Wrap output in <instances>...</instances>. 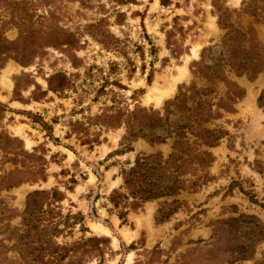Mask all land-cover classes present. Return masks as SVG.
I'll use <instances>...</instances> for the list:
<instances>
[{"label":"rangeland","instance_id":"374dc122","mask_svg":"<svg viewBox=\"0 0 264 264\" xmlns=\"http://www.w3.org/2000/svg\"><path fill=\"white\" fill-rule=\"evenodd\" d=\"M245 1L251 3H221L236 11L232 15L236 26L245 30L253 26L264 43V22L257 23L243 12ZM22 32L24 44L12 46V50L21 51L51 33L54 38L30 66L10 59L0 70V103L8 108L0 114V135L18 138L25 150L44 157L47 179L0 191V200L11 210L9 218L0 220V245L14 244L6 238L10 231L21 228L27 197L35 190H58L65 199L52 208L63 216L81 213L85 217L82 226L65 228L61 224L65 230L55 239L58 244L72 245L91 237L109 239V244L101 246L102 252L87 247L72 254L65 264H145L146 252L156 246L167 264H205L211 254L205 243L189 241L210 240L213 221L245 213L264 223V209L251 203L239 188L227 193L236 181L264 203V175L253 169L256 160L264 166V109L257 104L264 89V72L253 82L245 76H230L245 89L246 96L236 104V113H224L209 125L229 132L212 150L216 161L210 172L215 180L197 193H183L181 210L162 225L154 220L157 202L130 211L123 222L109 196L122 184L119 173L127 162H133L139 153L167 156L171 141L151 147L137 140L131 144V152L120 155L125 147V126L107 130L90 125L89 138L99 135L101 142L92 147L81 144L85 137L71 133L70 124L87 123L88 118L111 107L132 111L139 105L162 111L181 86H206V80L194 77L193 65L202 59L203 49L220 44L225 34L212 0H0V37L15 43ZM5 70L10 72L7 76ZM60 73L66 75L71 88L63 93L49 91V78ZM104 83L105 91L101 89ZM224 91L220 85L219 92ZM42 122L52 128V137ZM3 161L0 152V175L23 169L21 163ZM26 166L39 167L28 160ZM133 243L135 250L130 249ZM195 248L199 251L193 252ZM16 256L13 251L8 254L9 258ZM237 264H264V242L253 257Z\"/></svg>","mask_w":264,"mask_h":264},{"label":"trees","instance_id":"16d2710c","mask_svg":"<svg viewBox=\"0 0 264 264\" xmlns=\"http://www.w3.org/2000/svg\"><path fill=\"white\" fill-rule=\"evenodd\" d=\"M212 1L218 16V25L225 34L220 44L203 49L202 59L193 65L194 77L206 80V86L199 87L196 83L181 86L175 98L165 102L162 111L139 105L132 111L111 107L94 118H88L87 123L77 121L70 124L71 133L85 137L81 138V144L90 147L101 143L99 135L89 138L90 125L107 130L125 126L127 132L122 139L125 147L119 151L120 155L131 152V144L137 140H144L151 147L171 141V152L167 156L162 152L139 153L133 162H127L121 169L119 176L122 178V184L112 191L109 201L114 210H119L118 215L123 222L127 220L130 211L137 212L147 203L157 202L155 223H167L181 210L183 202L180 196L183 193H197L215 180L210 172L216 161L212 150L229 136V132L223 127L210 128L209 125L222 119L224 113H236V104L246 96L245 89L230 76H245L253 82L264 72V43L258 38L255 28L250 26L245 30L236 26L232 22V15L236 11L225 7L221 3L223 0ZM259 2L263 5L259 6ZM243 5L247 6L244 13L254 17L257 23L264 22V0H251L249 4L245 1ZM53 38L51 33L45 36L44 40L40 38L20 51L18 48L12 50L11 47L25 41L23 32L21 40L15 43L0 37V70L10 59L23 66H30ZM65 44L68 42L60 45ZM215 48L218 49L217 53ZM13 53L22 56L18 58L13 56ZM116 85L123 87L119 83ZM220 85L225 88L222 94L219 92ZM35 86L36 90L40 89ZM18 88L17 83V91ZM69 88L71 82L64 74H55L48 80V90L51 92L63 93ZM105 88L104 83L101 89L105 91ZM36 94V91L33 92L34 96ZM257 104L259 108L264 109V89ZM7 109V106L0 103V114ZM42 125L49 133L48 136L52 137V128L44 122ZM55 141L57 142L56 139ZM0 152L3 153L4 163H21L23 168H15L0 175V191L11 190L27 182L46 181L45 158L25 150L20 139L0 135ZM12 154L14 157H9ZM27 160L30 163L36 162L39 167L26 166ZM253 169L264 175L262 162L256 160ZM73 182L75 183V180ZM235 188H239L248 196L251 203L264 209V203L260 204L255 195L245 191L236 181L230 184L227 193L231 194ZM64 199L65 195L56 189L35 190L28 195L21 228L10 231L6 238L14 241V244L0 245V264H65L72 254L87 247L102 252L101 246L109 244L107 238L91 237L72 245H60L55 241L65 230L61 229V224L70 228L77 224L82 226L85 220L81 213L63 216L61 212L55 211L57 208H52L54 203ZM231 208L233 212L238 213L236 206ZM10 213L6 203L0 200V220L9 218ZM71 220L74 222L71 223ZM212 227L210 240L189 241V244L196 245L205 243L206 249L211 253L206 256L205 264H237L247 261L264 242V223L255 215L240 213L236 217L213 221ZM135 246L136 243H133L130 249L135 250ZM12 251L17 255L14 259L8 257ZM192 251H199V248ZM161 253L159 246L147 251L145 264H167V261L161 260ZM70 264L82 263L78 261Z\"/></svg>","mask_w":264,"mask_h":264},{"label":"bare ground","instance_id":"6f19581e","mask_svg":"<svg viewBox=\"0 0 264 264\" xmlns=\"http://www.w3.org/2000/svg\"><path fill=\"white\" fill-rule=\"evenodd\" d=\"M10 72L5 70V76H7ZM150 100V97H149Z\"/></svg>","mask_w":264,"mask_h":264},{"label":"crops","instance_id":"0c3cea01","mask_svg":"<svg viewBox=\"0 0 264 264\" xmlns=\"http://www.w3.org/2000/svg\"><path fill=\"white\" fill-rule=\"evenodd\" d=\"M258 82H261L260 79L257 81V83H258Z\"/></svg>","mask_w":264,"mask_h":264}]
</instances>
